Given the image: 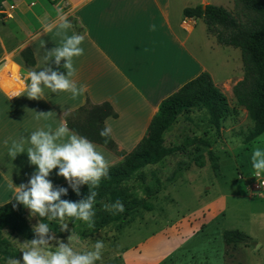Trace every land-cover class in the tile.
Instances as JSON below:
<instances>
[{
	"label": "crops",
	"instance_id": "1",
	"mask_svg": "<svg viewBox=\"0 0 264 264\" xmlns=\"http://www.w3.org/2000/svg\"><path fill=\"white\" fill-rule=\"evenodd\" d=\"M199 2L211 4L209 0ZM176 7L175 11L172 0H7L0 4V72L8 71L12 80L4 79L8 90L13 89L8 95L0 88V206L13 199L9 185L27 183L36 170L26 153L9 157L14 141L25 138L26 150L32 132L55 131L61 121L67 123L68 117L88 103H107L116 117L106 118L104 124L112 128L118 150L129 153L146 135L163 100L203 72L211 75L194 54L198 40L211 47L213 40L222 45L208 33L203 19L184 16L187 4ZM61 16L70 28L60 27ZM74 32L84 36V53L73 59L76 72L72 79L78 87L86 85L87 91L73 98L70 93L45 89V99H29L21 91L27 72L42 69L45 51L60 46L65 33ZM29 52L34 65L24 58ZM63 63L57 70L66 74ZM51 66L56 68L54 63ZM241 73L226 77L223 84L211 76L229 97L243 79ZM39 112L51 115L38 116ZM97 150L109 166L122 159L100 145ZM57 172L54 169L49 177L54 187L68 184Z\"/></svg>",
	"mask_w": 264,
	"mask_h": 264
},
{
	"label": "rangeland",
	"instance_id": "2",
	"mask_svg": "<svg viewBox=\"0 0 264 264\" xmlns=\"http://www.w3.org/2000/svg\"><path fill=\"white\" fill-rule=\"evenodd\" d=\"M209 1L245 21L233 0ZM183 4L196 7L200 2L172 0L175 11ZM213 41L211 47L198 40L194 54L218 84L237 72L244 76L241 50L217 46ZM222 89L230 93L225 86ZM227 98L230 112L219 130L205 110L191 109L179 115L164 135L165 145L177 152L145 168L144 180L130 183L131 193L148 201L151 211L139 208L129 222L100 230L69 219L65 231L58 220L50 221L56 239L67 243L73 231L80 237V250L91 249L102 240L105 248L96 264H264V193L257 189L251 166L253 149L264 148V134L250 141L253 121L234 95ZM70 118L76 120L78 115ZM195 138L201 142L187 144V139ZM27 219L32 228L41 222L40 217L30 216L29 209ZM227 230H239L251 239L228 245L223 239ZM4 237L22 260L20 243L26 239L7 230ZM52 245L57 246L55 240ZM0 264L6 262L0 258Z\"/></svg>",
	"mask_w": 264,
	"mask_h": 264
},
{
	"label": "trees",
	"instance_id": "3",
	"mask_svg": "<svg viewBox=\"0 0 264 264\" xmlns=\"http://www.w3.org/2000/svg\"><path fill=\"white\" fill-rule=\"evenodd\" d=\"M5 1L7 0H0V4ZM233 1L245 17L244 22L226 8L211 4L188 7L184 10V16L203 19L208 33L215 36L220 45L241 50L244 77L234 86L233 95L254 123L249 135V140L252 141L264 134V0ZM24 58L30 65L35 64L30 52L24 53ZM191 109L207 111L216 130L221 128L222 120L230 112L228 98L215 85L208 72H203L162 101L146 135L129 153L120 152L112 137L105 143L104 138L99 135V131L105 127V119L116 117L109 104L94 106L88 103L73 114L78 115L76 120L67 118V126L71 131L87 137L122 158L109 166L108 177L103 178L99 187L94 189L97 192L94 205L96 229L100 230L114 223L120 224L122 221L129 222L133 211L139 208L152 210L148 201H142L131 193L130 183L133 180H144L145 168L157 165L177 152V149L165 145L164 135L175 124L179 115ZM186 142L193 145L201 142V139H187ZM56 187L68 188L67 195L61 196L64 200L79 201L89 195L88 185L80 187L79 195L68 184ZM116 200L123 202L125 212L113 215L104 210V204H111ZM27 210L14 198L0 206V258L5 262L9 257L17 259L18 255L16 251H12L9 239L4 237V231H10L26 240L34 237L32 226L27 219ZM41 221L48 222L46 218H41ZM48 223L51 226V223ZM223 239L226 244L231 245L247 242L251 238L239 230H227L223 233Z\"/></svg>",
	"mask_w": 264,
	"mask_h": 264
},
{
	"label": "clouds",
	"instance_id": "4",
	"mask_svg": "<svg viewBox=\"0 0 264 264\" xmlns=\"http://www.w3.org/2000/svg\"><path fill=\"white\" fill-rule=\"evenodd\" d=\"M62 29L71 27L66 17H60ZM51 27V26H49ZM155 30V25L152 26ZM84 36L80 33L67 35L65 33L60 46H55L51 50H46L43 56L45 66L37 70L27 72L26 81L21 91H26L27 97L33 100L45 99V89L51 93H70L76 98L87 91V86H77L72 77L76 69L73 59L83 55L84 49L81 47ZM66 70V74L57 70L61 66ZM54 63V69L51 64ZM14 95H19L16 92ZM50 112H39L38 116L47 117ZM101 138L107 143L112 136V128L105 126L99 131ZM25 138L14 141L9 148L8 155L14 159L18 154L26 153L29 163L36 166L35 172L31 175L27 183L9 185L13 189V197L18 204L30 210V216L47 218V221H59L62 230H68L69 219L80 220L89 227H94V216L97 192L95 188L103 178L108 177L109 162L105 156L97 150V145L87 137L81 136L71 131L66 121H61L59 127L52 131L43 129L34 131L27 138L30 145L24 148ZM8 141H5L7 144ZM251 166L255 177L264 174V148L255 147L251 155ZM54 169H58L57 175L63 177L68 186L80 194V187L88 185L89 195L79 201L61 199L62 195H67L68 188L54 187L49 179ZM142 195V193H141ZM104 210L113 215L125 212L122 201L116 200L111 204H104ZM48 222H38L33 226L34 237L21 244L22 260L9 257L6 264H96L102 260L105 248L102 240H97L91 249H78L80 237L71 233L67 238V243L57 240L52 234ZM56 241L57 246L52 245Z\"/></svg>",
	"mask_w": 264,
	"mask_h": 264
},
{
	"label": "built area",
	"instance_id": "5",
	"mask_svg": "<svg viewBox=\"0 0 264 264\" xmlns=\"http://www.w3.org/2000/svg\"><path fill=\"white\" fill-rule=\"evenodd\" d=\"M13 8V7H11ZM5 77H7V79H10V74L8 73L7 70H4L2 72H0V88L7 93L8 95H11V93L13 92V89L8 90V86H7V79L5 81ZM12 80V79H10ZM7 89V90H6ZM257 189H259L261 192L264 193V174H262L260 177H257Z\"/></svg>",
	"mask_w": 264,
	"mask_h": 264
}]
</instances>
